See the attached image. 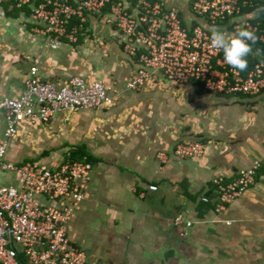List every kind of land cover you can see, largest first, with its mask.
Segmentation results:
<instances>
[{
  "label": "crops",
  "instance_id": "crops-1",
  "mask_svg": "<svg viewBox=\"0 0 264 264\" xmlns=\"http://www.w3.org/2000/svg\"><path fill=\"white\" fill-rule=\"evenodd\" d=\"M164 1L194 18L181 0ZM31 12L32 7L0 3V138L7 127L2 101L22 93L36 66L48 80L64 83L81 75L112 81L119 89L107 107L59 112L47 123L23 121L6 153L15 163L53 168L78 146L94 156L73 226L98 221L105 242L84 248L71 237L74 227L70 231L74 243L87 251L89 264H264V176L225 210H217L214 179H232L264 154L263 135L222 115L218 105L230 101L226 94L162 74L152 87L127 89L138 63L124 51L114 26L91 16L77 44L53 49ZM262 96L235 95L233 101ZM190 140L204 141L205 153L185 159L173 154L177 143ZM159 151L167 154L166 161ZM16 182L15 173H1L0 183ZM151 184L158 190H150ZM187 212L194 224L176 226L175 217Z\"/></svg>",
  "mask_w": 264,
  "mask_h": 264
},
{
  "label": "built area",
  "instance_id": "built-area-1",
  "mask_svg": "<svg viewBox=\"0 0 264 264\" xmlns=\"http://www.w3.org/2000/svg\"><path fill=\"white\" fill-rule=\"evenodd\" d=\"M194 15L187 19L177 6L164 0H0L12 7H32L49 45L58 49L77 44L86 34L91 16H99L122 36L124 51L136 59L137 70L126 82L130 90L152 87L158 75L179 84L198 82L207 92L256 96L264 93V0H181ZM247 27L256 35L246 58L248 67L237 71L224 61L223 51L211 47L212 29L231 38ZM30 76L22 93L2 101L7 127L0 138V174L13 172L16 183H0V264H89L88 253L70 237L72 224L93 171L88 160H65L58 167L38 162L7 160L10 141L23 121L47 123L57 113L81 108H104L115 102L119 89L108 80L90 81L73 75L64 83L38 73ZM202 140L177 143L178 158L201 156ZM158 157L167 160L164 151ZM264 176V154L234 178L219 176L214 184L217 210L227 205ZM150 190H158L156 184ZM208 202L209 197H203ZM176 226L190 227L186 215L175 217ZM184 232L182 231V234Z\"/></svg>",
  "mask_w": 264,
  "mask_h": 264
},
{
  "label": "rangeland",
  "instance_id": "rangeland-1",
  "mask_svg": "<svg viewBox=\"0 0 264 264\" xmlns=\"http://www.w3.org/2000/svg\"><path fill=\"white\" fill-rule=\"evenodd\" d=\"M224 97L230 99V101L220 103L218 106L222 109V115L227 119V122L243 126L248 123L251 129L264 136V96L257 98L255 101L247 99L233 101L235 95H224ZM72 228L71 237L78 240L84 248L93 249L103 246L105 241L99 233L98 221H77L74 226L72 224ZM168 230H171L169 232L175 235L176 238V228L170 226Z\"/></svg>",
  "mask_w": 264,
  "mask_h": 264
},
{
  "label": "clouds",
  "instance_id": "clouds-1",
  "mask_svg": "<svg viewBox=\"0 0 264 264\" xmlns=\"http://www.w3.org/2000/svg\"><path fill=\"white\" fill-rule=\"evenodd\" d=\"M255 33L247 27L239 28L231 38L225 34L212 29L211 47L222 50L225 63L237 71H245L248 67L247 57L252 51L251 45L255 43Z\"/></svg>",
  "mask_w": 264,
  "mask_h": 264
},
{
  "label": "trees",
  "instance_id": "trees-1",
  "mask_svg": "<svg viewBox=\"0 0 264 264\" xmlns=\"http://www.w3.org/2000/svg\"><path fill=\"white\" fill-rule=\"evenodd\" d=\"M26 8H28V7H26ZM260 48L262 51H264V45L260 46ZM241 96H244V95H241ZM68 159H70V160H83L84 159V160H88L90 162H94V160H95L94 156L91 155L90 153H88L86 148L83 146H78V147L74 148L71 151L70 155L68 156Z\"/></svg>",
  "mask_w": 264,
  "mask_h": 264
}]
</instances>
